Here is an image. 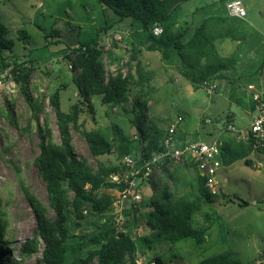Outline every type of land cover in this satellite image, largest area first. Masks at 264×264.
Returning a JSON list of instances; mask_svg holds the SVG:
<instances>
[{
    "label": "rangeland",
    "instance_id": "374dc122",
    "mask_svg": "<svg viewBox=\"0 0 264 264\" xmlns=\"http://www.w3.org/2000/svg\"><path fill=\"white\" fill-rule=\"evenodd\" d=\"M218 1L188 0L181 5L180 13L187 18L195 9ZM241 1L245 17L231 20L238 24L239 41H228L231 46L223 54L219 52L225 58L234 56L238 69L232 68L231 75L227 71L223 72L227 74L223 79L212 81L211 85L216 88L211 93L207 92L205 86L193 90L184 78H180L176 69L178 59L174 54L164 55L162 52L161 58V55L157 57L145 49L140 52L138 59L145 71H154L149 81L154 91L147 95L145 88L131 87L128 102L115 108L105 107L97 97H90L81 105L79 122L87 130H98L109 141L110 127L115 123L125 136L132 139L136 136L132 99L140 95L141 100L146 102V117L143 119L146 128L152 120L167 131L180 117L177 131L188 141L208 143L218 136L223 139L229 133L246 134L256 115V112L248 111L249 101L252 93L262 89L256 70L264 59V0ZM200 14L198 16H205L204 13ZM0 22L6 29V39L13 42L11 51L3 50L2 56L8 58L7 62H25L27 66H33L30 91L41 105L38 125L50 131V141L55 145L59 144V134L48 96L59 89L61 108L66 112L80 99L72 82L75 73H71L68 61L56 52L59 46H45L52 39L51 36L45 39V36L57 31L62 43L75 46L78 41L93 38L105 23L110 26L109 29L119 34L121 40L115 41L109 37L104 42L103 33L100 34L104 82L117 69L123 72L128 70L131 45L142 48L147 45V36L137 22L131 19L118 22L113 12L104 9L95 0H0ZM132 28L137 37L131 44L128 37L124 36L125 31ZM18 30L26 31L27 45L17 40ZM219 43L216 44L217 49H220ZM164 57L167 61L162 60ZM8 83V87L5 85L0 89V198L8 222L5 236L8 261L5 264H37L42 257L41 242L36 253L30 256L21 254L22 244L33 236L35 221L19 182L45 208L48 218L52 219L54 213L48 206L45 184L33 166L38 154L36 125L29 121L30 111L18 85L12 79ZM249 84H253L254 90L247 88ZM62 85L66 86L65 89L61 88ZM226 115L233 116V120L226 123ZM227 125H231L234 131L226 132ZM70 132L75 156L84 160L89 168L95 170L98 161L106 165L121 164L117 143H112L109 155L93 158L80 134L72 129ZM133 152L134 147L131 149ZM249 160L252 161L250 166H246L243 160L235 162L228 168L230 174L221 170L219 174L226 181L219 188V193L212 203L201 206L192 215L194 227H207L202 244H197L191 238L175 243L163 237L157 238L150 250L137 247V264H151L155 257L162 264H197L224 251H230L234 260L244 264L264 252V156L257 153ZM167 170L176 173V189L162 171L141 185L143 198L136 207L141 236L149 237L151 234L145 219L151 209L150 201H156L161 208L160 194L163 189L176 195L193 192L192 170L177 164H171ZM71 198L72 194H69ZM97 223L98 219L89 215L78 225L70 218L67 226L71 234L79 236L91 232Z\"/></svg>",
    "mask_w": 264,
    "mask_h": 264
},
{
    "label": "trees",
    "instance_id": "16d2710c",
    "mask_svg": "<svg viewBox=\"0 0 264 264\" xmlns=\"http://www.w3.org/2000/svg\"><path fill=\"white\" fill-rule=\"evenodd\" d=\"M95 1L104 9L113 12L118 22L125 19L137 22L140 30L147 36L149 49L159 50L164 55L174 54L179 61L176 67L178 73L190 83L193 90L223 79L225 77L223 72L233 68L235 57L222 58L215 46L216 42L225 39L239 41L238 24L231 21L239 18L227 15L225 9L227 0H219L200 8L199 10L207 14V17L194 28L187 23H184V26L178 24L181 4L188 0ZM154 24L160 25L163 29L159 37L151 34ZM107 29L108 26L105 24L103 28L98 29L93 38L78 41L73 47L62 43L60 33L57 31L45 36V39L52 37L46 46H59L56 47V52L68 61L71 73H75L72 82L80 99L66 112L61 108L59 89L48 96L59 134V144L55 145L50 141V131L38 125L41 105L33 98L30 91L33 66L32 64L27 66L25 62H7L8 58L2 56L3 50L11 51L13 42L6 39V29L0 22V74L6 70L10 71L12 81L18 85L28 105L29 121L36 125L38 154L33 160V166L45 184L48 206L54 213L52 219L48 218L45 208L23 183L19 182L35 221L33 236L22 244L21 254L30 256L36 253L41 242L42 257L37 264H137V247L150 250L153 241L157 238L163 237L170 243L191 238L197 244H202L205 238L207 227H194L192 215L200 210L201 206L212 203L215 196L208 193L204 180L193 164L184 167L194 173L193 192L176 195L163 189L160 194L161 208L156 201H150L151 209L145 219L151 234L149 237L134 238L133 229L140 226L136 209L133 212L128 211L132 213V219L127 221L125 231L119 230L109 215L112 207L110 191L122 189L121 185L112 183L110 177L122 169L121 165H106L98 161L96 169L93 170L84 160H79L75 156L71 144V129L77 131L84 139L93 158L109 155L114 142L117 143L120 157L131 155L134 159H147L152 152L160 149L166 134V130L155 125L152 120L148 128L143 125V119L146 117V102L141 100L140 95L132 99L131 111L136 130V136L132 139L125 136L115 123L111 124L109 141L98 130H87L79 122L81 105L90 97H97L100 104L105 107L115 108L128 102L131 87L145 88L147 95L154 91V88L149 86V81L155 73L142 68L138 59L140 50L137 47L130 49L128 70L123 72L122 69H117L115 74L108 76L107 81L104 82L100 34ZM17 40L25 45L28 44L25 30L17 31ZM164 60L167 61L165 57ZM131 63H134L132 68ZM263 68L264 59L260 70ZM65 87V85L61 86L62 89ZM251 100L254 106L256 102L252 97ZM225 122H231L228 116L225 117ZM132 147H134L133 153H131ZM252 152L264 156V146L261 149H254L250 137L246 140L233 138L222 146L220 158L224 165L243 160L246 166H250L248 156ZM161 171L176 189L178 184L176 173L165 168ZM69 194H72L71 199ZM89 215L95 216L99 222L91 232L79 236L69 232L67 223L70 218L78 225V222L84 221ZM7 227L8 222L0 198V263L2 264L8 261L5 242ZM151 264H162V262L155 257ZM197 264L240 263L234 260L230 251H224Z\"/></svg>",
    "mask_w": 264,
    "mask_h": 264
},
{
    "label": "built area",
    "instance_id": "2783aa9c",
    "mask_svg": "<svg viewBox=\"0 0 264 264\" xmlns=\"http://www.w3.org/2000/svg\"><path fill=\"white\" fill-rule=\"evenodd\" d=\"M225 9L230 17L242 19L246 15L241 0H227ZM162 33L163 29L160 25L152 26V36L159 37ZM110 37L115 41L121 40L119 34H112ZM9 79H11L9 70L0 74V89L5 85L8 87ZM206 87L208 93L216 88L214 85ZM248 89L253 90L254 87L248 86ZM252 98L256 102V115L249 125L247 137L251 138L254 149H261L264 146V92L253 93ZM180 122L181 118L178 117L176 122L167 129L159 150L152 152L147 159L142 160L134 159L131 155L122 157L120 164L122 169L111 175L110 181L122 186L119 191H110L112 207L109 215L119 230H126L127 221L132 219L131 212L142 201L141 185L154 178L162 168L168 169L171 164L180 165L182 168L187 164H193L199 176L204 180L208 193L211 196H216L219 193L216 175L222 165L220 158L222 142L214 140L210 143L200 141L180 143L176 137L177 126ZM205 122L209 121L205 120ZM226 130L234 131L231 125H227ZM130 210L132 211L128 212ZM139 228L140 226H137L133 229L134 238L142 237ZM244 264H264V252Z\"/></svg>",
    "mask_w": 264,
    "mask_h": 264
},
{
    "label": "crops",
    "instance_id": "0c3cea01",
    "mask_svg": "<svg viewBox=\"0 0 264 264\" xmlns=\"http://www.w3.org/2000/svg\"><path fill=\"white\" fill-rule=\"evenodd\" d=\"M184 3V2H183ZM182 3V4H183ZM212 3H215V2H212ZM181 4V5H182ZM211 4V3H210ZM208 5V4H207ZM181 11V10H180ZM200 13H204V12H202V11H200L199 9H195L194 10V12L193 13H191V15L190 16H188L187 18H184V16L183 15H181V13L179 12V14H178V24L179 25H182V26H184V23H187V25H189L191 28H194V27H197V26H199L200 25V23L207 17L206 15L207 14H205L204 13V17L203 16H198V15H201ZM114 23H116V21H114ZM106 24V23H105ZM109 28H111L110 26H108V29H107V31L106 32H104L103 33V36H104V42H106V39L108 38L109 39V37L111 36V34H114L115 32L114 31H112V30H110ZM136 31H135V29H131V30H128V31H125V35L126 36H124V37H128V42H130L131 44L135 41V38L137 37L136 36ZM78 34V33H77ZM135 34V35H134ZM77 37H79L78 35H77ZM123 37V36H122ZM101 39V38H100ZM235 42V41H232V40H230V39H225V40H222V41H218V42H220L219 44H220V49H217V47H216V50H217V52H218V54H219V52H221V54H223V52H224V50L225 49H227L228 48V46H231L230 44H228L229 42ZM126 42V41H125ZM236 42H238V41H236ZM78 43V42H77ZM100 43H102V41H100ZM135 44V43H134ZM216 44H217V42L215 43V46H216ZM136 45V44H135ZM135 45H131L132 47H135ZM45 46H46V44H45ZM149 46H150V44H148V42H147V45H146V48H142V47H137L139 50H140V52H142V51H144L145 49H147V51L146 52H150V53H152L153 55H156L157 57H160V55L162 54V52L161 51H159V50H153V49H149ZM70 47H73V46H70ZM148 47V48H147ZM220 55V54H219ZM221 56V55H220ZM222 57V56H221ZM161 58H162V55H161ZM222 58H225V57H222ZM163 61H165L164 60V58L162 59ZM237 59L235 58V62H234V65H233V68L236 70V69H238V68H236V65H237V61H236ZM179 64V61H178V63H177V65ZM177 67V66H176ZM260 68H261V64L258 66V68H257V70H256V74H257V80H258V84L259 85H261V87H262V89H260V91H262V92H264V68L262 69V70H260ZM230 71H232V68L230 69V70H228L227 72L228 73H230L229 75H231L232 74V72H230ZM225 76L227 75V74H224ZM179 76H180V78H183L180 74H179ZM188 82V81H187ZM189 83V82H188ZM190 84V83H189ZM248 86H253V84H249ZM254 87V86H253ZM248 88V87H247ZM193 89V88H192ZM254 90V89H253ZM253 94V93H252ZM248 111L249 112H256V109H255V105L253 106V104H252V100H251V102L249 101V106H248ZM226 116H228L229 118H230V120L232 121L233 120V116H231V115H226ZM225 116V117H226ZM254 118V117H253ZM253 120V119H252ZM252 122V121H251ZM250 125V124H249ZM176 132H177V130H176ZM226 132H231V131H227L226 130ZM247 133H248V131H247ZM247 133L246 134H244V135H241L240 133H237V134H228V136H226V137H223V139H221L220 138V136H218L217 138H214L212 141H214V140H220L221 142H222V145H224L228 140H230V139H233V138H235V139H237V140H246L247 139ZM176 137H177V139L179 140V142L180 143H182V142H185V141H188L184 136H182L181 135V133L180 132H178V134H176ZM212 141H210V142H212ZM210 142H208V143H210ZM257 153H254V152H252V153H250V155L248 156V159H249V157H251V156H253V155H256ZM259 154V153H258ZM222 162V161H221ZM237 162V161H236ZM250 162H251V164H252V161L250 160ZM235 163V162H234ZM234 163H232V164H230V165H224L223 164V162H222V165H221V167L219 168V170H218V172H217V175H216V180H217V182H218V185H219V188L221 189V185H222V183L223 182H225L226 181V178H223V177H221L220 176V172H221V170L222 171H224L226 174H230V171L228 170V168L231 166V165H233ZM258 166H261V164L260 165H258ZM255 167H257V165H255ZM151 232V231H150ZM263 252V251H262ZM261 253V252H260ZM259 255V254H258ZM257 255V256H258ZM256 256V257H257ZM255 257V258H256ZM254 258V259H255ZM253 260V259H252ZM251 261V260H250Z\"/></svg>",
    "mask_w": 264,
    "mask_h": 264
}]
</instances>
